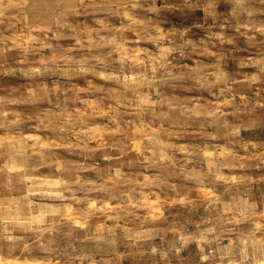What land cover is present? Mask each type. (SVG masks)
Returning a JSON list of instances; mask_svg holds the SVG:
<instances>
[{"label":"rangeland","instance_id":"rangeland-1","mask_svg":"<svg viewBox=\"0 0 264 264\" xmlns=\"http://www.w3.org/2000/svg\"><path fill=\"white\" fill-rule=\"evenodd\" d=\"M261 28V0H0V264L264 263Z\"/></svg>","mask_w":264,"mask_h":264},{"label":"clouds","instance_id":"clouds-1","mask_svg":"<svg viewBox=\"0 0 264 264\" xmlns=\"http://www.w3.org/2000/svg\"><path fill=\"white\" fill-rule=\"evenodd\" d=\"M237 4H244L246 0H235ZM261 3H264V0H261ZM248 16H252V12L248 11L247 12ZM261 32H264V28L260 29Z\"/></svg>","mask_w":264,"mask_h":264},{"label":"bare ground","instance_id":"bare-ground-1","mask_svg":"<svg viewBox=\"0 0 264 264\" xmlns=\"http://www.w3.org/2000/svg\"><path fill=\"white\" fill-rule=\"evenodd\" d=\"M261 264H264L263 262Z\"/></svg>","mask_w":264,"mask_h":264}]
</instances>
